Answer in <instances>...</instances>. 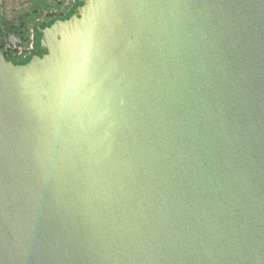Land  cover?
I'll use <instances>...</instances> for the list:
<instances>
[{"label":"water","instance_id":"water-1","mask_svg":"<svg viewBox=\"0 0 264 264\" xmlns=\"http://www.w3.org/2000/svg\"><path fill=\"white\" fill-rule=\"evenodd\" d=\"M0 45V264H264V0H83Z\"/></svg>","mask_w":264,"mask_h":264},{"label":"flooded vegetation","instance_id":"flooded-vegetation-1","mask_svg":"<svg viewBox=\"0 0 264 264\" xmlns=\"http://www.w3.org/2000/svg\"><path fill=\"white\" fill-rule=\"evenodd\" d=\"M83 0H0V45L6 59L25 65L43 57L44 32L79 13Z\"/></svg>","mask_w":264,"mask_h":264}]
</instances>
